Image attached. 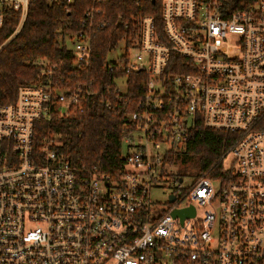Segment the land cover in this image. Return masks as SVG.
Masks as SVG:
<instances>
[{
    "label": "built area",
    "instance_id": "1",
    "mask_svg": "<svg viewBox=\"0 0 264 264\" xmlns=\"http://www.w3.org/2000/svg\"><path fill=\"white\" fill-rule=\"evenodd\" d=\"M29 3L0 0V27L7 10L20 14L11 37ZM102 15L87 8L77 31L58 30L78 69ZM161 17V29L152 15L137 19L106 58L114 94L132 98L131 72L147 78L119 175L74 167L51 130L36 143L38 124L83 112L94 80H55L59 64L40 60L47 82L0 105V264H264V0H162ZM199 122L238 136L186 184L171 156ZM164 188L162 203L153 192ZM186 209L194 215L174 214Z\"/></svg>",
    "mask_w": 264,
    "mask_h": 264
},
{
    "label": "trees",
    "instance_id": "2",
    "mask_svg": "<svg viewBox=\"0 0 264 264\" xmlns=\"http://www.w3.org/2000/svg\"><path fill=\"white\" fill-rule=\"evenodd\" d=\"M90 7L102 10L99 18L106 22V27L93 40L90 64L78 69L74 66L72 51L60 42L58 30L77 31L84 12ZM161 9L162 0H73L67 10L63 4L49 0H30L25 22L13 37L20 14L7 10L0 27V105L14 102L21 86L47 82L38 64L40 60L59 64L61 75L57 73L55 80L64 77L72 84L94 80L92 86L98 94L89 99L83 112L66 118L54 115L50 122L38 124L36 143L40 144L41 137L51 130L57 135L59 151L74 167L119 175L123 163V137L129 130L127 119L134 110V101L146 90L147 78L143 72H131L128 93L132 98L114 94L115 74L106 69V58L140 17L152 15L161 29ZM106 100L110 101L111 108L105 106ZM237 136L236 132L206 129L199 122L184 150L172 155L171 159L194 160L195 176L199 177L214 164L219 165L220 157Z\"/></svg>",
    "mask_w": 264,
    "mask_h": 264
},
{
    "label": "rangeland",
    "instance_id": "3",
    "mask_svg": "<svg viewBox=\"0 0 264 264\" xmlns=\"http://www.w3.org/2000/svg\"><path fill=\"white\" fill-rule=\"evenodd\" d=\"M133 55H131V60H133ZM112 57H114V54H112L111 56H109V59H111ZM118 85L120 90H124V83L123 80H119L118 81ZM233 159V156H228L226 159V164H230L231 160ZM173 170L184 177V181L186 184L192 182L196 176V164L194 162V160H189L186 159L184 160H178V163L174 166ZM169 189L168 188H164L162 191H154L153 192V196L160 202L164 203L167 201V194H168Z\"/></svg>",
    "mask_w": 264,
    "mask_h": 264
},
{
    "label": "water",
    "instance_id": "4",
    "mask_svg": "<svg viewBox=\"0 0 264 264\" xmlns=\"http://www.w3.org/2000/svg\"><path fill=\"white\" fill-rule=\"evenodd\" d=\"M171 198L173 199V196ZM174 214L175 215L179 214L181 215V218L184 219L188 215H191V216L194 215V210L193 209L179 210V211H175Z\"/></svg>",
    "mask_w": 264,
    "mask_h": 264
}]
</instances>
